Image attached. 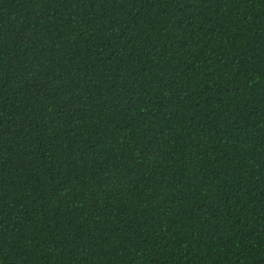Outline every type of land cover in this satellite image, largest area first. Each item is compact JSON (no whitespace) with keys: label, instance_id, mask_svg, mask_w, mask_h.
<instances>
[{"label":"trees","instance_id":"trees-1","mask_svg":"<svg viewBox=\"0 0 264 264\" xmlns=\"http://www.w3.org/2000/svg\"><path fill=\"white\" fill-rule=\"evenodd\" d=\"M0 264H264V0H0Z\"/></svg>","mask_w":264,"mask_h":264}]
</instances>
